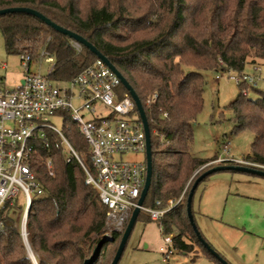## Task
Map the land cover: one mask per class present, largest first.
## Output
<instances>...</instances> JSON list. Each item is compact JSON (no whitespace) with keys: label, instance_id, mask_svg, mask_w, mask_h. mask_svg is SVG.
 <instances>
[{"label":"trees","instance_id":"1","mask_svg":"<svg viewBox=\"0 0 264 264\" xmlns=\"http://www.w3.org/2000/svg\"><path fill=\"white\" fill-rule=\"evenodd\" d=\"M15 6L34 9L82 36L123 75L140 100L150 132L152 175L144 205L159 201L158 207H165L184 193L156 220L161 234L171 236L174 251L195 258L197 247L221 264L198 241L185 205L196 177L218 164L211 163L215 157L193 156L188 145L203 103L201 71L240 72L246 65H264V0H0V9ZM0 32L8 55L36 59L42 49L50 53L54 66L49 76L55 81L72 79L97 58L81 44L76 50L67 35L26 13L0 15ZM120 89L125 90L123 85ZM238 89L228 107L232 133L251 131L250 151L243 158L264 165V93L245 83ZM249 90L261 95L254 100ZM64 116V136L89 164L87 142L77 124ZM47 158L52 174L45 167ZM32 169L42 193L33 196L25 228L36 263L82 264L105 224L106 207L97 189L84 183L85 173L75 159L65 161L61 146L41 148ZM141 214L149 218L140 212L137 220ZM17 225L18 216L10 214L0 227V264H33ZM107 238L108 247L105 243L93 264H110L121 233Z\"/></svg>","mask_w":264,"mask_h":264},{"label":"built area","instance_id":"2","mask_svg":"<svg viewBox=\"0 0 264 264\" xmlns=\"http://www.w3.org/2000/svg\"><path fill=\"white\" fill-rule=\"evenodd\" d=\"M71 45L76 50L80 49L77 41L71 40ZM42 58L50 63L44 75L39 70H31V64L39 66ZM20 60L22 83L20 81L16 86L7 88L4 77L0 75V227L11 209L17 206L18 197L22 194L25 209L19 233L27 244L26 219L33 196L42 193L32 164L39 157L41 148L54 145L61 146L66 162L72 159L78 162L85 173L84 183L97 189L99 199L106 207L105 225L111 232L122 231L137 207L146 175L145 157L140 161L122 158L128 153L145 155L143 124L132 97L126 89H120V79L100 58L86 65L68 81L50 78L54 58L44 49L39 51L36 59L22 55ZM228 72L233 73H229L228 78L237 84L256 87L255 75L243 70ZM72 100L81 101V105L74 108ZM64 113L77 124L89 146V164L74 150L62 127L49 122V117L56 116L63 124ZM222 154L225 158L228 155L227 144H223ZM225 160L219 155L212 163L221 164ZM232 162L264 170V165L244 158ZM44 163L48 173L52 174L51 159L47 158ZM183 194L176 201L168 200L165 207H158L159 201H155L153 207L143 204L139 207L140 212L156 221L173 204L181 201ZM163 242L166 248L160 247L159 250L163 260L167 261L174 251L171 236H164Z\"/></svg>","mask_w":264,"mask_h":264},{"label":"rangeland","instance_id":"3","mask_svg":"<svg viewBox=\"0 0 264 264\" xmlns=\"http://www.w3.org/2000/svg\"><path fill=\"white\" fill-rule=\"evenodd\" d=\"M116 33L113 34L115 37ZM3 63L6 64L5 69L1 68ZM49 67L50 63L44 58L39 66L31 64V70H39L43 75ZM184 68L191 69L187 66ZM243 72L255 75L256 88L264 93V65H246ZM201 73L204 78L203 103L192 126L193 136L188 149L195 157L210 158L223 155L224 142L233 156L230 160H239L249 153L253 133L247 129L237 134L232 133L233 114L228 107L239 93L238 84L228 78V74L232 72L203 70ZM0 75L4 76L7 88L15 86L23 76L20 56L5 53L1 32ZM248 95L255 100L261 94L249 90ZM72 104L74 108H78L81 101L72 100ZM102 113L105 114L104 111ZM49 122L58 128L62 127L61 119L56 116L49 117ZM157 149L159 151L161 147ZM144 157L143 153H128L122 158L140 161ZM197 172L198 170L194 171L188 177L184 190L190 188ZM24 209V197L20 194L17 206L10 212L13 217L18 216V229ZM192 210L200 234L222 259L229 264H264V177L230 170L212 173L195 189ZM141 218L142 220L135 222L118 264H215L200 253L197 247L194 253L198 255L195 258L193 253L173 251L167 261L163 260L159 249H165L166 245L157 222L150 221L144 214H141ZM124 229L118 233L122 235ZM112 233L104 224L100 241ZM106 244L108 247L109 242ZM26 252L32 261V251L30 256L26 247ZM103 253L102 249L99 256ZM32 263L37 264L35 259Z\"/></svg>","mask_w":264,"mask_h":264},{"label":"water","instance_id":"4","mask_svg":"<svg viewBox=\"0 0 264 264\" xmlns=\"http://www.w3.org/2000/svg\"><path fill=\"white\" fill-rule=\"evenodd\" d=\"M26 13L29 15H32L41 21H43L46 25L52 27L55 31L62 33L64 35H67L68 38L77 41L81 45L85 46L88 48L97 58H100L107 64V66L115 72V74L118 76V78L121 81V84L124 86V88L128 91L130 96L132 97L134 104L136 106V109L139 113L140 119L143 124V130L145 134V162H146V175H145V181L143 188L141 189L140 196L137 202V207H135L130 215V218L126 224V227L121 235V239L119 241L118 247L116 249V252L110 262V264H118L123 251L126 247L127 240L130 236V233L134 227V224L137 220V217L140 213L139 207L144 204L145 197L147 195L148 189L150 187L151 183V175H152V162H151V142H150V132L146 120V116L144 114L143 108L141 106L140 100L138 99L137 95L135 94L134 90L131 88V86L128 84L126 79L123 77V75L118 71V69L104 56L102 55L91 43H89L86 39H84L82 36L69 31L54 22H52L50 19H48L46 16H44L42 13L31 9L29 7H24V6H15V7H7V8H2L0 9V15L6 14V13ZM22 83V81L20 82ZM232 160H225L222 164L215 165L213 167H210L203 173H201L196 179L194 180L189 193L186 197L185 200V205H186V215L188 218V221L192 227V229L195 232V235L198 239V241L201 243L203 247L213 256L215 257L221 264H229L227 261L222 259L217 252H215L210 245L206 242V240L201 236L195 222H194V217L192 213V199L193 195L195 192V189L197 188L198 184L208 175L218 172V171H223V170H230V171H236V172H241V173H246L250 175H257V176H262L264 177V170L260 169H255L243 165H238V164H231ZM27 241V240H26ZM108 241L107 237L105 236L101 241L97 243V245L94 247V249L91 251L88 257H86L82 264H93V262L97 259L99 256L101 250L104 247V244ZM28 243V242H27ZM26 245V242L24 243ZM27 247V246H26Z\"/></svg>","mask_w":264,"mask_h":264},{"label":"crops","instance_id":"5","mask_svg":"<svg viewBox=\"0 0 264 264\" xmlns=\"http://www.w3.org/2000/svg\"><path fill=\"white\" fill-rule=\"evenodd\" d=\"M4 65H5V68H6V64L3 63V64L1 65V68H2V69H5V68L3 67ZM3 77H4V76H3ZM21 80H22V78L20 79V81H21ZM20 81H19V82H20ZM4 82H5V80H4ZM19 82H18V83H19ZM18 83H17V84H18ZM17 84H16V85H17ZM16 85H15V86H16ZM222 144H224V142H223ZM247 154H248V153H247ZM247 154H246V155H247ZM219 155H220V154H219ZM246 155H245V156H246ZM221 156H222V157H225L224 155H221ZM214 157L216 158L217 156H214ZM232 157H233V156L230 154L229 149H228V155H227L226 158H224V159H226V160H230V159H232ZM243 157H244V156H241L240 159H242ZM199 169H201V167H200ZM199 169H198V171H199ZM223 171H224V170H223ZM235 172H236V171H235ZM245 174H246V173H245Z\"/></svg>","mask_w":264,"mask_h":264},{"label":"bare ground","instance_id":"6","mask_svg":"<svg viewBox=\"0 0 264 264\" xmlns=\"http://www.w3.org/2000/svg\"><path fill=\"white\" fill-rule=\"evenodd\" d=\"M26 246H27V249H28V253H29V255L31 256L32 254H31V250H30V248H29L28 243L26 244ZM32 261L34 262V256H32Z\"/></svg>","mask_w":264,"mask_h":264}]
</instances>
